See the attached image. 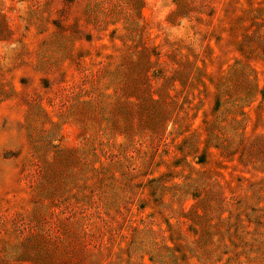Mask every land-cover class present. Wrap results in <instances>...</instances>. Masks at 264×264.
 <instances>
[{
	"label": "rangeland",
	"instance_id": "rangeland-1",
	"mask_svg": "<svg viewBox=\"0 0 264 264\" xmlns=\"http://www.w3.org/2000/svg\"><path fill=\"white\" fill-rule=\"evenodd\" d=\"M0 264H264V0H0Z\"/></svg>",
	"mask_w": 264,
	"mask_h": 264
}]
</instances>
